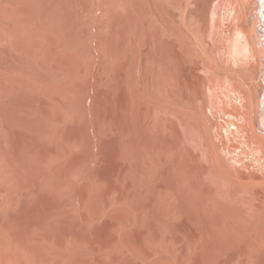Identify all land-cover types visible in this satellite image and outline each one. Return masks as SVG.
Returning a JSON list of instances; mask_svg holds the SVG:
<instances>
[{
	"label": "bare ground",
	"instance_id": "6f19581e",
	"mask_svg": "<svg viewBox=\"0 0 264 264\" xmlns=\"http://www.w3.org/2000/svg\"><path fill=\"white\" fill-rule=\"evenodd\" d=\"M0 264H264V0H0Z\"/></svg>",
	"mask_w": 264,
	"mask_h": 264
}]
</instances>
